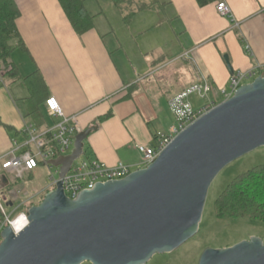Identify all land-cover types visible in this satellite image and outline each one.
Segmentation results:
<instances>
[{"label":"crops","instance_id":"1","mask_svg":"<svg viewBox=\"0 0 264 264\" xmlns=\"http://www.w3.org/2000/svg\"><path fill=\"white\" fill-rule=\"evenodd\" d=\"M14 1L20 11L17 29L23 48L13 52L9 63L22 78L40 74L47 85L48 98L54 97L67 117L76 116L82 132L97 125L85 141L86 155L109 167L124 164L139 170L141 155L137 146L151 144L159 133L175 127L164 117V106L170 111L171 97L206 79L211 87L207 102L217 106L223 103L222 91L234 74L258 68L264 75V0H219L205 7L197 0H159L164 15L158 25L181 31L190 47L181 43L178 52L164 55L146 71L136 67L132 71L127 57L126 65L120 41L113 46L106 43L109 32L104 34L95 24L100 13L91 14L86 2L88 12L96 18L93 30L80 36L58 0ZM220 2L228 5L231 16L219 14ZM150 25L141 30L143 38L154 34L158 26ZM169 37L173 39L170 34ZM145 41V54L155 52L151 39ZM144 50H137L142 57ZM189 57L191 78L184 77L181 84L170 85L157 96L143 90L148 88L143 86L145 78L157 76ZM4 83L6 86H0V156L11 150L14 141L22 144L23 131L35 123L29 115L27 86L12 80ZM109 113L111 117L99 121ZM44 114L50 124L45 108Z\"/></svg>","mask_w":264,"mask_h":264},{"label":"water","instance_id":"2","mask_svg":"<svg viewBox=\"0 0 264 264\" xmlns=\"http://www.w3.org/2000/svg\"><path fill=\"white\" fill-rule=\"evenodd\" d=\"M225 61L233 73L228 56ZM93 130L76 137L71 155L51 162L60 169V180L83 155ZM262 147L261 75L180 133L148 168L99 183L76 200L59 181L30 208L24 230L15 234L5 228L0 264H147L157 254L172 253L197 234L220 172ZM199 264H264V243L253 238L208 249Z\"/></svg>","mask_w":264,"mask_h":264},{"label":"rangeland","instance_id":"3","mask_svg":"<svg viewBox=\"0 0 264 264\" xmlns=\"http://www.w3.org/2000/svg\"><path fill=\"white\" fill-rule=\"evenodd\" d=\"M86 4L91 14L100 13L96 18L95 24L96 28L104 34L109 32V34L105 36L106 43H111L113 46L114 43L119 44L117 41H120L122 46H124L121 50V55L124 58L127 57L129 62L133 65L130 66L125 58L126 65L128 63V67L132 71L134 67L144 69L145 71L147 68L149 70V66L164 55L170 52H178L183 42L186 48L190 47V45L186 43L185 37L183 38L181 35V31L179 32L178 29L174 27L171 29L158 25L159 19L164 15L162 11L143 12V14L134 17L130 23H126L112 0H86ZM146 17L152 18L146 20ZM150 24H157V29L154 30V34H149L147 38H145L146 36L143 38V35H140L141 30H147L146 28H150ZM169 34L173 38L172 40ZM148 38L151 39V47L153 50L155 49V52L146 55L147 48L145 40ZM138 49H145L142 52L143 57L137 51ZM225 57L226 55L224 59ZM191 59L192 57H189V60H182L157 76L147 80L145 78L143 86H148V88L144 87L143 90H149L151 91L150 94L157 96V93H162L170 85H175L177 83L181 84L184 77H186V79L191 78L193 74ZM144 70L142 71L145 72ZM2 86H6L5 83ZM191 101L195 105H202L207 100L199 99L197 95H194L191 97ZM164 109V117L167 122L170 125L176 126L177 122L175 117L168 111L166 106H164ZM96 127L97 125L95 124L91 128L96 129ZM83 158H88L86 151ZM262 165H264V147L243 156L223 169L209 189L202 221L197 234L172 253L155 255L147 264H199L202 255L208 249H227L240 243L248 242L253 238H258L264 243L263 223L256 222L249 218L241 220L220 219L217 215V200L232 182L254 167ZM131 170L133 173L137 171V167H132ZM52 174L58 177L56 168L49 169L46 166H40L33 172L31 178H29L30 176L28 177L29 174L26 175L18 184H13L10 190L0 187V195L3 198H10V193L12 191L19 190L21 192V198H33V202L41 203L46 194L37 195L47 185H50V176ZM8 210L11 212V209ZM84 264L91 263L86 262Z\"/></svg>","mask_w":264,"mask_h":264},{"label":"built area","instance_id":"4","mask_svg":"<svg viewBox=\"0 0 264 264\" xmlns=\"http://www.w3.org/2000/svg\"><path fill=\"white\" fill-rule=\"evenodd\" d=\"M217 11L222 16H231V9L224 2L218 3ZM261 75L264 77L258 68L234 74L227 88L222 91L223 102L234 97L242 86L252 83ZM2 85L4 80L0 77V86ZM210 90V84L203 79L169 99V108L177 125L167 133H159L153 143L137 146L141 155L139 170L152 165L180 133L216 107L213 103L206 101L195 108L191 102V97L194 95H197L199 99L207 100ZM46 114L51 121L50 124H47L44 129H39L35 123L28 125L23 131L24 142L19 144L14 141L11 150L0 156L1 188L8 189L40 166H46L49 169L56 168L58 177L52 174L50 185H47L37 196L56 189L58 182L62 181L65 195L71 200H76L81 193L93 190L99 183L120 181L132 174L131 168L124 164L109 167L100 161L83 158L84 149L83 155L74 162L71 170L60 180V169L51 165V162L73 153L76 137L82 133V130L77 117H67L54 97L46 100ZM4 179L7 183L3 181ZM20 195L19 190L12 191L10 198H3L0 195V245L6 227H11L15 234H19L29 224L28 212L33 198H21ZM8 209H11V212ZM20 218L27 225L17 232L15 222Z\"/></svg>","mask_w":264,"mask_h":264},{"label":"trees","instance_id":"5","mask_svg":"<svg viewBox=\"0 0 264 264\" xmlns=\"http://www.w3.org/2000/svg\"><path fill=\"white\" fill-rule=\"evenodd\" d=\"M75 32L83 36L93 30L95 16L91 15L86 0H58ZM124 22L130 23L138 14L147 11H162L159 0H112ZM205 7L219 0H197ZM20 11L14 0H0V77L22 82L27 86L30 97L27 99L29 115L39 129L47 125L44 108L48 98V89L44 79L38 73L22 78L17 68L10 64L15 50L23 48L17 29ZM112 113L102 117L105 121ZM30 176V177H29ZM32 177L31 174L28 175ZM17 181L14 185L18 184ZM10 190V188H8ZM40 203L32 202L30 208ZM217 215L220 219L241 220L249 218L264 224V165L257 166L237 177L217 200Z\"/></svg>","mask_w":264,"mask_h":264},{"label":"bare ground","instance_id":"6","mask_svg":"<svg viewBox=\"0 0 264 264\" xmlns=\"http://www.w3.org/2000/svg\"><path fill=\"white\" fill-rule=\"evenodd\" d=\"M27 225L26 222H24V220L22 218L18 219L15 222V228L17 232H20L25 226Z\"/></svg>","mask_w":264,"mask_h":264}]
</instances>
